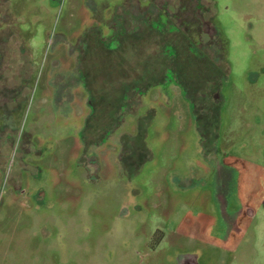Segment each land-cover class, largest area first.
<instances>
[{
  "label": "rangeland",
  "instance_id": "374dc122",
  "mask_svg": "<svg viewBox=\"0 0 264 264\" xmlns=\"http://www.w3.org/2000/svg\"><path fill=\"white\" fill-rule=\"evenodd\" d=\"M0 264H264V0H0Z\"/></svg>",
  "mask_w": 264,
  "mask_h": 264
},
{
  "label": "trees",
  "instance_id": "16d2710c",
  "mask_svg": "<svg viewBox=\"0 0 264 264\" xmlns=\"http://www.w3.org/2000/svg\"><path fill=\"white\" fill-rule=\"evenodd\" d=\"M139 32H142V31H139ZM130 43H131V45H133V47H137V46H134L135 45V40H136V38H137V44H138V46H139V48H140V46H142V45H144V46H146L145 44H146V41H143L145 38H143L142 39V37H140L139 36V34L138 35H136V36H132L131 37V35H130ZM139 48H137V49H139ZM132 50L134 49V48H131Z\"/></svg>",
  "mask_w": 264,
  "mask_h": 264
},
{
  "label": "crops",
  "instance_id": "0c3cea01",
  "mask_svg": "<svg viewBox=\"0 0 264 264\" xmlns=\"http://www.w3.org/2000/svg\"><path fill=\"white\" fill-rule=\"evenodd\" d=\"M126 48H127V49H130V48H135V47H133V45H131V43H130L129 45H127ZM138 48H139V46H138Z\"/></svg>",
  "mask_w": 264,
  "mask_h": 264
}]
</instances>
